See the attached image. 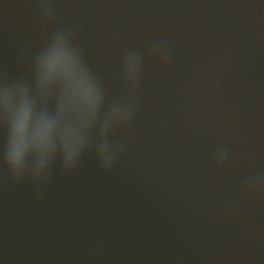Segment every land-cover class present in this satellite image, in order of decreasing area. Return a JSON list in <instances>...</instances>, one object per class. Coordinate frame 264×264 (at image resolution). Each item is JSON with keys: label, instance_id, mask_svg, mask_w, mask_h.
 Wrapping results in <instances>:
<instances>
[{"label": "water", "instance_id": "water-1", "mask_svg": "<svg viewBox=\"0 0 264 264\" xmlns=\"http://www.w3.org/2000/svg\"><path fill=\"white\" fill-rule=\"evenodd\" d=\"M41 2L0 0L9 82L31 85L36 56L71 31L103 117L130 96L125 55L147 59L110 171L93 144L69 171L57 153L43 185L13 181L0 128V264H264V194L240 195L264 177V0H46L49 20Z\"/></svg>", "mask_w": 264, "mask_h": 264}, {"label": "clouds", "instance_id": "clouds-1", "mask_svg": "<svg viewBox=\"0 0 264 264\" xmlns=\"http://www.w3.org/2000/svg\"><path fill=\"white\" fill-rule=\"evenodd\" d=\"M40 11L45 20L51 19L46 0H42ZM73 40L71 31L55 33L31 64V85L22 78L9 82L6 76L0 77V128L6 131L3 166L13 181L29 175L33 182L43 185L57 153L64 170L69 171L93 144L102 167L110 171L125 150L122 143L110 145L108 135L131 123L139 76L147 57L137 51L125 55L121 79L129 87L130 96L122 103L113 102L101 117L103 88ZM150 55L159 57L161 66L167 67L166 49L158 47ZM226 156V151L217 153V170L224 167ZM262 194L264 177L259 175L249 177L240 192L242 198Z\"/></svg>", "mask_w": 264, "mask_h": 264}]
</instances>
